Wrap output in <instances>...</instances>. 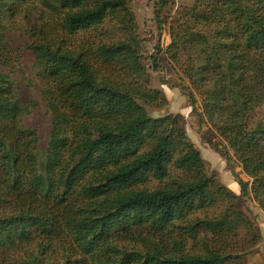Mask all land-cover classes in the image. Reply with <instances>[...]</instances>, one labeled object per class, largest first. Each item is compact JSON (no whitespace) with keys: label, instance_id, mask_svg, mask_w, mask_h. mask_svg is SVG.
Segmentation results:
<instances>
[{"label":"trees","instance_id":"obj_1","mask_svg":"<svg viewBox=\"0 0 264 264\" xmlns=\"http://www.w3.org/2000/svg\"><path fill=\"white\" fill-rule=\"evenodd\" d=\"M129 1L43 0L49 11L39 12L28 44L53 114L43 160L38 130L24 124L0 71V264H46L57 246L61 264H230L244 232L256 242L238 203L250 197L264 211V119L255 120L264 104V0H196L170 22L166 49L195 87L193 111L198 96L201 118L231 150L209 141L241 194L210 170L181 114L150 115L144 103L168 99L147 85ZM30 3L0 0V46L3 18L27 16ZM158 4L162 22L169 0ZM131 229L169 236L173 246L121 249L114 239ZM189 238L204 251L186 252ZM29 244L34 258L13 262Z\"/></svg>","mask_w":264,"mask_h":264},{"label":"rangeland","instance_id":"obj_2","mask_svg":"<svg viewBox=\"0 0 264 264\" xmlns=\"http://www.w3.org/2000/svg\"><path fill=\"white\" fill-rule=\"evenodd\" d=\"M195 3L196 0H169V5L162 12V22H159L156 16L158 0L129 1V7L136 19V33L142 44V63L146 67L149 79L147 85L149 88L163 90L168 99L167 102L144 104L153 117L181 114L184 117L189 136L208 161L210 170L216 172L219 180L233 190L235 188H233L232 182L236 180V177L229 167V162L215 152L209 141L216 143L223 150L228 152L231 150L226 147L225 140L213 126L205 118H201V98L197 96V93L195 94L199 100V108L197 111H193L189 93L195 92V87L185 74L184 67L175 64L166 54V49L172 42L169 33L170 22L178 18L182 12L191 9ZM45 11L49 10L43 0H32L27 16H21L16 21H13L8 15L3 18L5 39L4 45L0 46V71L8 76L15 88L19 104L24 109V124L38 130L40 160L45 159L46 156L53 114L50 108V99L45 92L42 68L28 44L31 25L39 24L41 17L39 12L46 14ZM157 56H159L157 59L161 63L159 69L154 68V61ZM261 119H264V104L255 115L256 121ZM230 163L244 179H249L235 158L231 159ZM237 193L241 194L240 190ZM238 206L254 222L258 236H256V242L252 236H247L245 232L237 238L235 240L238 244L236 250L230 251L234 256L230 264H264V211L250 197L241 199ZM175 236H177L176 233ZM157 240L163 242L164 246H168L167 248L173 246L169 236L154 234L145 229H131L128 232H121L115 237L114 243L121 249L140 251L152 246V243ZM204 248L205 245L202 240L195 241L189 238L185 251L201 253ZM36 253V244L25 245L14 254L12 260L13 262H20L21 260L33 259ZM62 255V249L58 246L54 247L45 262L46 264H61L63 263Z\"/></svg>","mask_w":264,"mask_h":264},{"label":"crops","instance_id":"obj_3","mask_svg":"<svg viewBox=\"0 0 264 264\" xmlns=\"http://www.w3.org/2000/svg\"><path fill=\"white\" fill-rule=\"evenodd\" d=\"M233 184H234V186H233V188H235V189H233L234 190V192H236L237 193V191L239 192V190H240V192H241V188H240V185H239V183L235 180V181H233L232 182ZM238 194V193H237Z\"/></svg>","mask_w":264,"mask_h":264}]
</instances>
